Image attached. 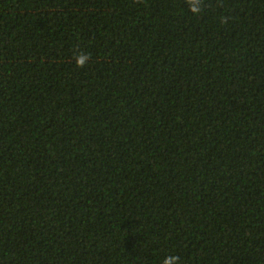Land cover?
I'll use <instances>...</instances> for the list:
<instances>
[{"label": "trees", "instance_id": "16d2710c", "mask_svg": "<svg viewBox=\"0 0 264 264\" xmlns=\"http://www.w3.org/2000/svg\"><path fill=\"white\" fill-rule=\"evenodd\" d=\"M198 6L0 0V264H264V0Z\"/></svg>", "mask_w": 264, "mask_h": 264}, {"label": "clouds", "instance_id": "9594fccd", "mask_svg": "<svg viewBox=\"0 0 264 264\" xmlns=\"http://www.w3.org/2000/svg\"><path fill=\"white\" fill-rule=\"evenodd\" d=\"M189 2L191 6V11L193 13H198L199 12L198 0H189ZM86 60H87V57L81 55L80 57L77 58V64L79 66H83ZM165 264H178V261L176 260L175 257H170L165 260Z\"/></svg>", "mask_w": 264, "mask_h": 264}]
</instances>
